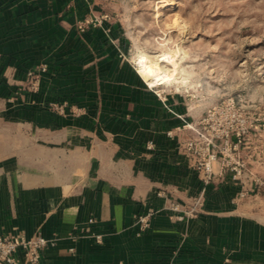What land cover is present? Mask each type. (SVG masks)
Segmentation results:
<instances>
[{
	"label": "crops",
	"instance_id": "1",
	"mask_svg": "<svg viewBox=\"0 0 264 264\" xmlns=\"http://www.w3.org/2000/svg\"><path fill=\"white\" fill-rule=\"evenodd\" d=\"M98 9L0 0V234L49 239L39 264H264L263 216L237 202L229 173L184 213L203 188L179 145L192 131L167 133L199 118L145 83L118 23L79 28Z\"/></svg>",
	"mask_w": 264,
	"mask_h": 264
},
{
	"label": "rangeland",
	"instance_id": "2",
	"mask_svg": "<svg viewBox=\"0 0 264 264\" xmlns=\"http://www.w3.org/2000/svg\"><path fill=\"white\" fill-rule=\"evenodd\" d=\"M93 2L100 9L86 18L118 23L128 61L149 87L182 105L191 119L225 97L249 109L259 126L253 131L259 132L245 140V157L256 163L254 172L264 174V0ZM142 58L151 65L146 72ZM243 204L264 219V194Z\"/></svg>",
	"mask_w": 264,
	"mask_h": 264
},
{
	"label": "built area",
	"instance_id": "3",
	"mask_svg": "<svg viewBox=\"0 0 264 264\" xmlns=\"http://www.w3.org/2000/svg\"><path fill=\"white\" fill-rule=\"evenodd\" d=\"M103 18H87L79 23V28L85 30L100 26ZM40 69L46 70V65H42ZM29 78L28 89L37 91L39 72L30 71ZM64 106L65 104L52 103V107L60 111ZM255 121L246 106L240 105L234 97H225L211 105L197 121L187 122L168 131L169 137H174L177 131H192L179 145L190 157L203 188L201 193L188 203L184 210L187 216H193L201 209L207 186L227 173L240 186L236 196L237 202L264 194V174L254 172L253 164L241 151L245 140L253 133L259 132L253 131L259 127ZM158 195L165 196V193L159 191ZM179 206L176 201L170 203L173 210H179ZM153 214V209L137 214L135 224L139 231H145L150 226ZM94 237L98 242L102 241L101 234H95ZM48 244L49 239L42 235L26 237L21 234H0V263L21 264L18 256L22 251L26 263L39 264L41 252Z\"/></svg>",
	"mask_w": 264,
	"mask_h": 264
},
{
	"label": "bare ground",
	"instance_id": "4",
	"mask_svg": "<svg viewBox=\"0 0 264 264\" xmlns=\"http://www.w3.org/2000/svg\"><path fill=\"white\" fill-rule=\"evenodd\" d=\"M166 54H163V55H161V58L162 59H164L165 60V56ZM164 57V58H163ZM139 64H140V66H141V71L142 72H146V71H148V69L150 68V64H149V62H146L145 60H144V58H142V59H140V61H139Z\"/></svg>",
	"mask_w": 264,
	"mask_h": 264
}]
</instances>
